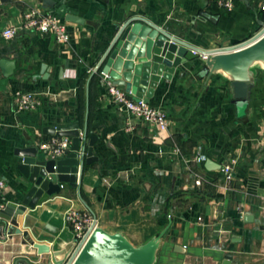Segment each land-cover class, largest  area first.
I'll use <instances>...</instances> for the list:
<instances>
[{
	"label": "crops",
	"instance_id": "1",
	"mask_svg": "<svg viewBox=\"0 0 264 264\" xmlns=\"http://www.w3.org/2000/svg\"><path fill=\"white\" fill-rule=\"evenodd\" d=\"M262 3L236 0L228 11L209 0L0 2V60L15 64L10 75L0 66L3 210L9 204L32 202L19 222L28 216L32 238L48 243L64 264L75 240L64 220L69 211L91 214L99 227L122 234L136 247L164 233L155 264H264L263 70L256 69L249 104L239 116L232 83L222 74L201 78V57L184 64L177 62L179 52H172V60L161 57L167 66H175V72L170 80L161 78L149 105L166 112L167 133L132 120L98 74L91 90L93 120L88 130L93 74L88 70L96 67L119 26L143 19L199 50L219 51L261 32ZM30 9L66 24L70 43L60 45L53 37L21 29ZM71 16L81 23L68 21ZM8 27L19 28L13 40L2 37ZM86 72L89 79L80 91ZM18 93L35 94L38 109L18 111ZM52 138H68L70 153L86 142V154L91 150L94 159L84 165L80 181V171L72 174L74 165L65 164L63 180L45 193L33 182L35 166L25 167L23 160L26 151ZM199 153L203 163L197 162ZM38 155L37 161L46 159ZM230 160L237 161L234 180L225 184L219 170ZM48 257H36L23 235L0 238V264L35 263Z\"/></svg>",
	"mask_w": 264,
	"mask_h": 264
},
{
	"label": "water",
	"instance_id": "2",
	"mask_svg": "<svg viewBox=\"0 0 264 264\" xmlns=\"http://www.w3.org/2000/svg\"><path fill=\"white\" fill-rule=\"evenodd\" d=\"M8 1L10 0H0L2 4ZM67 20L81 23L72 16ZM260 24L263 26L262 22ZM169 49L172 51L168 52ZM172 52L180 53L177 60L179 64L198 59L200 54L207 55L208 58L199 76L207 78L222 74L227 78L232 83L233 104L238 108L239 116L245 114L255 84L256 69L264 71V28L255 37L242 44L229 49L204 52L151 22L143 19L128 20L117 28L113 40L100 54L92 76L98 74L107 76L114 87L124 88L135 101L143 100L149 104L161 78L170 80L175 72V66H167L162 60L164 57L174 59L176 53ZM0 66L5 70L6 75L12 74L15 68L14 62L4 59L0 60ZM83 140L85 141V136ZM92 145L91 141L90 146ZM76 149L75 153L68 151L65 154L68 156L67 160L44 159L43 161H37L39 157L37 148L30 153L26 151L23 166L26 167L27 164L35 166L34 184L40 186L43 192L49 193L52 184L63 180L65 164L74 165L70 170L72 174L78 175L80 171V181L84 165L93 161L92 151L86 154V142ZM209 163L215 165L213 161L209 160ZM221 168L220 166V172ZM31 207L32 202L28 206L21 207L9 204L6 210L1 211L0 218L4 224L0 226V238L23 235L28 246L36 250V257L43 255L50 257L35 263L20 260L16 264H64L63 260H58L57 256L53 255L52 247L48 243L32 238L26 224L28 216H25L23 224L19 222L18 217L26 214L27 208ZM163 235L164 233H161L147 244L136 247L122 234H112L97 227L68 264H155ZM223 264L232 263L224 261Z\"/></svg>",
	"mask_w": 264,
	"mask_h": 264
},
{
	"label": "built area",
	"instance_id": "3",
	"mask_svg": "<svg viewBox=\"0 0 264 264\" xmlns=\"http://www.w3.org/2000/svg\"><path fill=\"white\" fill-rule=\"evenodd\" d=\"M222 9L232 10L235 6L236 0H209ZM259 11L264 12V3L258 6ZM264 28V27H263ZM21 29L28 31H35L40 35L50 36L60 45H66L70 43L71 37L66 24L61 22L58 18L51 15L41 14L36 9H30L24 14L23 24ZM18 27H8L3 33L2 37L5 40H13L18 34ZM200 57L206 61L208 56L200 54ZM95 68L88 70L89 73H93ZM108 82V92L111 95L114 102L122 106L126 112L130 115L132 120L142 122L147 126L154 128L159 133H167L170 121L166 112L161 108L153 107L143 100L135 101L130 93H126L121 87H114L108 80L107 76H104ZM15 106L18 111H35L40 106V101L33 93H18L15 97ZM264 119V112H263ZM134 124V123H133ZM133 124H130V129L133 128ZM71 149V142L68 138H52L50 141L38 146V154H42L46 159L59 160ZM205 161L204 156L199 153L197 156V162L203 163ZM237 165L236 160H230L221 166V175L225 184H230L234 180L235 167ZM196 184L200 186L202 184L201 179H198ZM6 188L4 180H0V212L5 208L6 204L3 199V191ZM63 188V186H62ZM2 219L0 218V221ZM64 220L66 225L69 226L74 234V243L72 251L68 255V262L77 254L85 243L90 238L93 231L99 227L98 221L94 216L87 212L69 211L65 214Z\"/></svg>",
	"mask_w": 264,
	"mask_h": 264
},
{
	"label": "trees",
	"instance_id": "4",
	"mask_svg": "<svg viewBox=\"0 0 264 264\" xmlns=\"http://www.w3.org/2000/svg\"><path fill=\"white\" fill-rule=\"evenodd\" d=\"M264 19V18H263ZM89 79V74L86 72L80 79L79 82V89L80 91H82L83 86L87 84V81ZM97 82V77L96 75H93L90 80H89V89H90V97H89V107H90V111H89V117H88V130H90V125L92 123L93 120V114H92V108H93V99L91 97V90L93 85H95V83Z\"/></svg>",
	"mask_w": 264,
	"mask_h": 264
}]
</instances>
